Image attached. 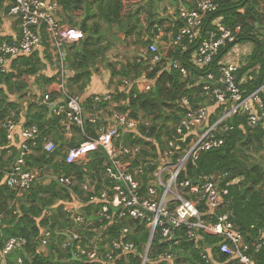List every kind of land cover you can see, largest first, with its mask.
<instances>
[{
  "label": "built area",
  "instance_id": "built-area-1",
  "mask_svg": "<svg viewBox=\"0 0 264 264\" xmlns=\"http://www.w3.org/2000/svg\"><path fill=\"white\" fill-rule=\"evenodd\" d=\"M175 2L177 6L166 7L160 13L169 23L166 29L155 24L152 37L142 33L144 48L136 55L140 74L131 80L121 79L123 98L114 104L125 106L132 86L137 91H150L154 77L149 75L155 70H175L183 80L189 78L187 62L195 70H205L188 85L199 88L202 102L192 103L186 94L179 97L172 110L178 121L172 125V134L162 137L164 144L157 158H143L142 150L149 151L150 147L123 139L125 131L135 133L142 124L131 118L127 110H114L113 124L99 128L94 137L85 133L84 122L94 124L99 119L95 114L102 112L98 107L110 104L113 94L107 91L91 95L88 100L93 111L86 113L84 121L82 96L67 89L65 62V47L82 40L84 33L61 19L58 0H13L6 6L4 17L15 23L17 34L7 37L10 41L0 42V74L13 73L15 60L37 53L45 44L44 58H49L54 71L53 90L43 95L28 90L25 101L52 106L50 116L64 136L71 138L73 127L79 129L82 140L62 152V163L80 166L92 153L106 157V164L96 170L83 169L81 181L59 168H45L43 172L41 167L30 166L27 159L36 154L39 129L26 125V115L20 114V107L8 111L0 130L7 155L15 149V156L3 173V183L16 198H22L36 183H56L68 193L63 202L53 206L63 226L44 227L37 237L36 253L46 256L48 244L53 243L62 251L71 250L73 258L84 264H127V255L138 252L132 234L146 232L147 241L140 253L145 264L157 234L172 247L180 244L177 233L183 229L187 240L196 241L197 230L221 237V254L237 259L238 264H257L254 254L264 247V237L251 247L232 221L228 187L239 178L222 185L225 174H201L195 178H183L182 174L189 160L194 162L200 153L223 145L224 138L219 134L233 129L225 123L231 117L244 116L249 128L264 124V82L247 95L241 88L243 79L239 80L238 71L252 47L239 41L240 25L227 26L222 16L214 15L218 7L212 0H194L192 7L185 6L182 0ZM221 50L226 51L220 56ZM177 51L180 58L168 56ZM26 104L29 103L22 107ZM215 106L221 107L222 112L209 124V111ZM58 148L51 138L43 139L42 151L47 155ZM261 192L264 198V187ZM204 216L206 220L202 219ZM45 217L50 226L53 211H46ZM129 221L134 225H129ZM115 227L119 228L114 233ZM26 243L24 237H8L0 250V264H8L9 257ZM170 249L157 254L156 259L172 263L176 254ZM200 257L195 264H217L208 253H200ZM14 262L22 264L21 257L16 256Z\"/></svg>",
  "mask_w": 264,
  "mask_h": 264
},
{
  "label": "trees",
  "instance_id": "trees-1",
  "mask_svg": "<svg viewBox=\"0 0 264 264\" xmlns=\"http://www.w3.org/2000/svg\"><path fill=\"white\" fill-rule=\"evenodd\" d=\"M193 1L182 0L187 7H192ZM212 1L218 7L214 15L222 16L227 26L240 25L242 35L239 41L252 47V52L245 56L241 62V69L238 71L239 80L243 79L241 88L247 95L264 82V23L262 21L264 0ZM158 2L159 0H58L61 7L59 13L61 19L84 33L82 40L69 45V51L65 49L66 67L73 73L67 79L70 83L68 85L67 81V89L73 91L76 88L77 92H82L97 72L98 64L102 63L111 70L112 76L129 78L132 70L133 76H138L140 64H132L127 60L118 64L117 61H107L106 57L109 51H112L111 47L115 41L118 45L127 44L130 38H134L135 44L142 46L144 45L141 41L142 33L152 37L155 33L153 30L155 24H159L164 29L168 27V21L160 17L161 11H165L162 7L157 6L155 15V4ZM173 4L177 6L174 0L171 5ZM5 11L0 1V22ZM75 19H80V23H77ZM99 22L106 25L105 30L100 27ZM113 29L117 30L115 34H112ZM3 39L11 40L0 37V42ZM222 50L220 56L227 49ZM168 56L180 58L178 51ZM117 66H119L118 69H116ZM187 66L189 78L186 80L181 79L175 70L159 73L155 70L149 75L150 78L154 77L152 89L148 92L137 91L132 86L126 96V105L119 107L121 111L127 110L131 118L142 121L135 133L125 131L123 139L127 141L129 138L130 143L150 147L149 151L142 150L143 158H157L164 144L162 137L172 134V125L178 121V115L172 110L179 97L186 94L192 103L202 102V99L198 98L199 88H189L188 85L192 84L195 78L203 74L205 70H195L188 62ZM12 68L13 73L0 74V123L6 118L10 109L19 108L18 103L9 100L10 94L14 92L17 95L22 94L32 79L46 83L54 81V77L45 78L41 75L44 64L37 53L19 57L12 63ZM84 107L88 114L93 111V106L88 100L84 102ZM103 107L105 105L99 106L97 110ZM221 112L222 108L219 106L210 109L208 123L211 124ZM145 122L149 123L147 127L143 124ZM225 123L233 129L219 134L224 138L223 145L200 153L194 162L189 160L182 177L195 178L197 175L210 173L225 174L222 185L239 178L237 183L228 187V199L233 213L232 221L245 242L252 247L264 237V198L261 192L264 187V160L263 162L256 160L259 155L264 154V124L249 128L244 116H233ZM106 124L105 120L97 119L94 124L87 120L83 124V129L86 134L94 137L95 132ZM26 125H35L40 132L36 154L27 159L30 166L41 167L43 172L46 171L45 168L54 171L59 168L66 174H73L80 181L83 169L96 170L97 167L106 164V157L100 153H92L80 166L62 163L60 150L63 147H59L52 155L44 153L43 139L55 132L56 127V120L50 116L48 107L29 103ZM73 131L79 133L76 127H73ZM5 147V137L0 130V169L7 168L15 156V149L7 156ZM4 157H7L6 161ZM67 197V191L56 183L48 185L36 183L22 198H16L15 193L3 183V174L0 173V250L8 237H24L27 242L23 249L16 251L14 256L11 255L9 264H15L16 256L21 257L22 264H84L73 258L71 250L62 251L57 244L53 243L48 244L49 252L46 256L36 253L37 237L44 227L54 229L63 226L53 206L63 202ZM49 210L53 211L50 226L47 225L48 219L45 217V212ZM202 219L206 220V217ZM128 223L134 225L132 221ZM117 228L119 227L114 228V233ZM183 231L182 229L177 233L181 239L180 244L172 247H169L168 242L162 241L157 234L151 245L153 252L148 255V261L145 264H166L164 261L157 260L156 256L167 248H171L170 251L176 254L171 264H195L201 260L200 253H208L217 264H238L237 259L219 252L218 244L224 241L223 238L197 230V240H187ZM56 237L60 239V235ZM131 239L135 242L138 252L127 255V264H142L140 253H142L143 243L147 241V233L132 234ZM254 259L257 264H264V247L254 254ZM121 264L125 263L121 262Z\"/></svg>",
  "mask_w": 264,
  "mask_h": 264
},
{
  "label": "crops",
  "instance_id": "crops-1",
  "mask_svg": "<svg viewBox=\"0 0 264 264\" xmlns=\"http://www.w3.org/2000/svg\"><path fill=\"white\" fill-rule=\"evenodd\" d=\"M0 1L2 2V7L6 8V6H8L13 0H0ZM79 20L80 19H75L76 22ZM74 28H77V27H74ZM15 34H17V28H16L15 23H13L12 20H9L3 16L1 19V22H0V37H3V36L12 37ZM140 46L141 45H139L138 43L137 44H135V43L131 44L129 42V44L128 43L124 44L125 50L128 52V55H125V57L122 61L127 60L132 64H136V60H137L136 55H137L138 51L140 50ZM44 47H45V44H43V46L40 49H38V51H37L40 59L42 60V62L44 64V68L41 71V73H42L41 75H43L45 78H50V77H53L54 71L51 68L49 58H47V56H46V58H44L46 55V51H45ZM109 53L107 54V57L109 58L110 62H116L117 61L118 64L122 63L121 60H117L115 58H112L111 55H109ZM118 68H119V66L116 67V69H118ZM66 73H67V79L73 75V73L67 67H66ZM130 76L131 77H129L128 79L131 80L134 78L133 70H132V73ZM121 79L122 78L120 76H117V75L112 76L111 70L105 66L103 69H100V73H98V74L95 73L91 77L89 84L86 85V88L82 92H78V94L82 96L83 106H84V102L86 100H88V98H90V96L93 94H101V93H105L107 91H109L113 94L112 102L110 104L105 105V107L100 108V110H102V112L100 114L99 113L95 114V115H97V117L100 120L103 119L107 122L106 127L113 124V121L111 119L112 112L114 110L115 111H121V110H119V107H123L121 105L114 107L115 106L114 104H116L118 102L120 103L122 101L121 98H123V96L121 95V93H122ZM68 85H70L69 81H68ZM53 87H54L53 82L46 83L44 81L32 79L30 81V83L28 84V87L26 88V90L23 91L22 94L17 95L16 92H14L13 94H10L9 100L20 104V106H19L20 107V109H19L20 114L26 115L28 112V104H26V106H24V107H22V105H23V103H31V102L25 101V92L30 90V91H33L34 93H36L37 95L38 94L43 95L49 91H52ZM70 92L77 94L76 88H75V90L70 91ZM124 111H126V110H124ZM49 114H50V110H49ZM54 131L55 132H52L48 138H51L52 140H54L55 143L58 145V147H66L67 148L68 146H71L73 144L80 142V138L82 139L80 131H79V133L73 131L71 138L64 136V134H61L56 127H55ZM128 139H127V141H129ZM61 161H62V157H61ZM6 170L7 169L5 167L3 169H0V173L3 174ZM89 171H91V170H89ZM83 174L84 173H82V177H83ZM10 260H11V258H10ZM8 264H9V262H8Z\"/></svg>",
  "mask_w": 264,
  "mask_h": 264
},
{
  "label": "rangeland",
  "instance_id": "rangeland-1",
  "mask_svg": "<svg viewBox=\"0 0 264 264\" xmlns=\"http://www.w3.org/2000/svg\"><path fill=\"white\" fill-rule=\"evenodd\" d=\"M175 1V0H174ZM172 4V0H159V2L157 3V4H155L156 6H155V10H154V12H155V15L157 14V6H159V7H162L165 11H166V7H170V6H173V5H171ZM161 10V9H160ZM159 13V12H158ZM161 13H164L163 11H161ZM263 15H264V13H263ZM80 21V20H79ZM79 21H77V23H80ZM263 23H264V17H263ZM99 24H100V27L103 29V30H105V28H106V25L104 24V23H102V22H99ZM117 32V30L116 29H113V31H112V34H115ZM108 37H110L109 35H108ZM135 41H136V39H134V38H130V40H129V42L131 43V44H133V43H135ZM129 42H128V44H129ZM137 44V43H136ZM66 48V50L67 51H69V45L68 46H66L65 47ZM140 48H144V47H141L140 46ZM139 49V48H138ZM137 49V50H138ZM111 52L109 53V55H111V57L112 58H115V59H117V60H123L124 59V57H125V55H128V52L125 50V47H124V43H120L119 45H118V43L115 41L114 42V44H113V47H111ZM106 60L107 61H110L109 60V58L108 57H106ZM105 67V63H102V64H98V68H97V74L98 73H100V69H103ZM42 74V73H41ZM23 93V92H22ZM77 94H78V92H77ZM65 148L66 147H63L61 150H60V152H61V155H62V152L65 150ZM8 156V155H7ZM4 159V161H6V159H7V157H4L3 158ZM256 160L257 161H259V162H263V160H264V154H261V155H259L257 158H256ZM159 191H160V189H159ZM46 251V250H45ZM44 251V252H45ZM48 250H47V254H48ZM12 256H14V255H12Z\"/></svg>",
  "mask_w": 264,
  "mask_h": 264
},
{
  "label": "water",
  "instance_id": "water-1",
  "mask_svg": "<svg viewBox=\"0 0 264 264\" xmlns=\"http://www.w3.org/2000/svg\"><path fill=\"white\" fill-rule=\"evenodd\" d=\"M51 109H52V106L49 107V110H50V111H51ZM82 115H83V119H84V121H85V120H86V111H85L84 108L82 109ZM75 260H78V259L76 258Z\"/></svg>",
  "mask_w": 264,
  "mask_h": 264
}]
</instances>
